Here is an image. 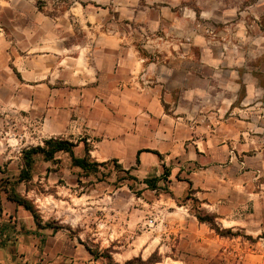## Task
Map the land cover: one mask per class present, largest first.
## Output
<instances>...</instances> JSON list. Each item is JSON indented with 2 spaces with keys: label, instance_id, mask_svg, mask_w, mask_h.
<instances>
[{
  "label": "rangeland",
  "instance_id": "374dc122",
  "mask_svg": "<svg viewBox=\"0 0 264 264\" xmlns=\"http://www.w3.org/2000/svg\"><path fill=\"white\" fill-rule=\"evenodd\" d=\"M110 33L121 35L124 45L133 44L150 62L190 56L196 61L222 49L232 64L256 69L264 84V0H0L2 210L10 204L6 191L23 168V148L55 136L79 141L76 153L85 154V137L51 133L53 125L44 121L50 104L42 102V95L36 98L34 88L21 82L19 67L53 62L39 56L58 50L68 55L75 43L95 42ZM243 95L244 88L238 91V97ZM92 141H87L91 150L97 145ZM237 153L235 175L259 166L248 157L254 150ZM90 154L107 164L98 172L85 173L72 166L67 153H59L56 161L36 156L32 179L17 183L16 188L33 201L43 224L51 221L62 228H39L25 209L0 215V222L9 226L0 237V264H74L72 255L91 254L87 247L104 264H126L131 259L129 264H150L149 259L154 261L151 264H221L211 252L204 255L193 239L182 238L175 230L180 215L169 213L172 199L187 203L192 213L198 208L205 211L190 191L189 174L198 167L187 166L184 151L163 154L158 164L133 173L140 180L162 176L156 190L129 179L111 161L115 157L101 160L96 152ZM164 164L170 170L168 180L163 177ZM258 189L264 191V185ZM251 211L246 226L233 227L239 233L232 241L236 256L224 264H264V230L259 231L264 210ZM247 227L258 230L250 233ZM75 244L80 245L77 251Z\"/></svg>",
  "mask_w": 264,
  "mask_h": 264
},
{
  "label": "crops",
  "instance_id": "0c3cea01",
  "mask_svg": "<svg viewBox=\"0 0 264 264\" xmlns=\"http://www.w3.org/2000/svg\"><path fill=\"white\" fill-rule=\"evenodd\" d=\"M73 46L68 55L58 50L39 56L53 62L19 67L21 82L50 104L44 121L53 125L52 134L94 140L93 155L96 152L101 160L115 157L124 167H133L135 174L160 162L155 153L142 151L137 163L139 149L158 150L166 156L184 151L187 166L198 167L189 174L194 194L223 228L246 226L252 208L264 210V191L258 189L264 185L260 178L264 172V108L260 105L264 104V84L256 69L232 64L222 49L196 61L190 56L150 62L133 44L124 45L117 33ZM243 88L245 95L238 97ZM248 150H254L248 157L259 166L235 175L237 152ZM9 203L1 217L24 209ZM170 207V215H180L175 230L182 238L193 239L204 255L211 252L221 264L233 261L232 241L238 235L217 234L198 220L187 203L172 199ZM259 225L262 232L264 220ZM78 249L80 245L75 244L74 250ZM70 261L104 264L91 254H74Z\"/></svg>",
  "mask_w": 264,
  "mask_h": 264
},
{
  "label": "trees",
  "instance_id": "16d2710c",
  "mask_svg": "<svg viewBox=\"0 0 264 264\" xmlns=\"http://www.w3.org/2000/svg\"><path fill=\"white\" fill-rule=\"evenodd\" d=\"M84 142V149L85 154L80 156L76 153V148L79 145V141H73L71 139L63 138V137H49L43 140V144L33 145L27 148L22 149V159H23V168L20 171V174L18 178L15 180V183H13V186H11V189L9 191H6V198L16 204L17 206H22L25 210H28L36 222L37 226L39 228H51L54 231H58L62 226L59 224H53L51 221H47L43 224L42 216L38 209L36 208L33 201L28 199L26 196H24L20 191L17 190L16 184L20 183L22 181H29L32 179V170L33 166L36 160L37 155H42L44 160L46 161H56L58 158L59 153H67L70 157L71 164L74 167L80 168L85 173L87 172H98L100 169V166H104L107 164V161L99 162L96 159H93L90 152L91 147L87 140H83ZM142 151H149L155 153L159 158H162L163 154L154 149L146 148V149H139L137 152L136 162H140V153ZM113 164L118 167L121 171L126 173L128 175L129 179H132L134 181H141L146 184V186L150 189L156 190L159 186V181L161 180L162 176H148L145 177L143 180H140L138 176L133 174L131 172V168H124L122 164L118 162L117 158L111 159ZM164 167V178L168 180V176L170 174L169 167L167 165H163ZM131 188V186H130ZM191 193H195V191L192 189L190 190ZM189 198V196L187 195ZM198 202L200 200L198 198H195ZM180 203V202H179ZM3 210L1 209L0 205V214ZM199 221L206 222L214 231L221 235V236H237L239 235L238 232H233L232 228H223L216 219V215L212 213H208L206 211L201 210L198 208L197 212L194 213ZM8 224H3L0 222V237L3 238L5 236ZM32 234H36L37 230L34 232H31ZM264 237V233L262 234ZM87 250L94 256L98 257L99 254L94 252L91 248L87 247ZM106 256V255H104ZM107 257L110 259V256L107 255ZM133 259L128 260L126 264L131 263ZM142 262V260H141ZM154 261H150L149 263H153ZM111 263V262H110Z\"/></svg>",
  "mask_w": 264,
  "mask_h": 264
}]
</instances>
